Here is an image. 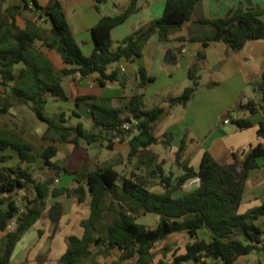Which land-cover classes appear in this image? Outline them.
Returning a JSON list of instances; mask_svg holds the SVG:
<instances>
[{
    "label": "trees",
    "instance_id": "trees-1",
    "mask_svg": "<svg viewBox=\"0 0 264 264\" xmlns=\"http://www.w3.org/2000/svg\"><path fill=\"white\" fill-rule=\"evenodd\" d=\"M97 8L108 0H95ZM204 0H165L163 14L136 28L132 34L113 47L112 29L123 23L138 9V0H131L129 6L118 15H104L92 28L95 48L90 55L83 52L68 22L60 0H49L46 5L38 0H22L11 4L7 14H0V118L16 106L31 105L36 116L46 124L41 138L46 141L38 146L22 131L14 128H0V162L13 156L3 151L12 149L18 156L13 165L0 166V264H10L14 249L23 233L42 216L50 196L67 194L76 197L80 203L89 197L90 213L82 220L83 233L68 237L66 251L59 258V264H99L96 248L101 253L122 254L112 264H235L243 256L256 250H264V217L262 204L240 212L244 200L246 182L250 172L259 167V158L264 157V141L251 145L246 151H233L227 162L216 159L205 151L198 168L184 159L187 140L176 153L175 161L182 168L181 174L172 169L167 171L164 163H157L152 170L159 178L161 190L151 186V178L144 173L122 174L115 163H105L95 169L87 164L71 168L67 163L55 160L59 148L57 143H68L77 149L83 142L87 145L108 143L113 147L120 135H129L128 158L139 156L150 145L162 142L155 134L159 121L169 109L162 105L145 107L143 91L118 98L86 95L78 96L76 104L90 101L91 129L83 121L71 124L70 120L80 114L61 111L47 114L50 98L67 99L63 77L74 71L83 76L100 73V81H118L125 86L120 68L108 72L110 65L122 59L134 60L142 55L143 48L152 35L168 40L174 31L186 22L194 20L195 9ZM29 11L25 27L17 23V16ZM264 7L245 6L240 2L225 16L208 18L200 16L195 22L208 27L202 32H192L181 39L200 40L197 61L206 58L205 48L212 40L227 43L235 51L256 39H264ZM43 48L59 52L65 63L73 68L57 70ZM188 76L193 85L188 86L177 97L169 99V105L186 106L199 86L198 68L192 66ZM139 87L145 88L155 77L146 68H139ZM255 89L264 95V73L252 80ZM262 107L253 98L240 103L247 113H256ZM228 117L245 129L252 126L248 117ZM258 133L264 139V120ZM169 144L170 135L166 134ZM40 162L42 169H50L53 175L38 180L31 165ZM64 172L77 173V186L59 187ZM198 176L201 185L191 192H181L184 183ZM31 189L33 198L20 197L21 191ZM114 219L109 220V212ZM155 213V226L139 221L141 214ZM12 219L14 228L7 230ZM202 228L210 230L209 238L200 237ZM185 232L189 241L185 251L174 253L171 260L157 256L156 245L172 234ZM170 248H165L169 251ZM259 264H264L261 261Z\"/></svg>",
    "mask_w": 264,
    "mask_h": 264
},
{
    "label": "crops",
    "instance_id": "crops-1",
    "mask_svg": "<svg viewBox=\"0 0 264 264\" xmlns=\"http://www.w3.org/2000/svg\"><path fill=\"white\" fill-rule=\"evenodd\" d=\"M3 1L6 2V8L8 5L20 4L22 2V0ZM38 1L43 5L49 2V0ZM60 1L64 7L74 35L79 41L83 52L87 55H90L95 48L92 28L99 22L101 17L104 15H118L122 13L131 2V0H114V9H110L104 13L101 5L99 6L100 8H97L95 0ZM240 2H243L245 6H249L251 3L252 5L264 7V0H204L202 4L195 9L193 18L196 20L200 16H206L208 18L225 16L238 6ZM137 5L138 9L136 11L131 13L123 23L112 29L111 35L114 40V48H117L118 42L132 34L136 28L160 17L164 12L165 0H138ZM29 16H31L29 11H25L23 14L18 15L16 18L17 23L21 27H25L26 18ZM262 19L264 20V15ZM194 20L186 22L180 29L174 31L169 40L160 39L157 33L152 35L145 44L142 55L136 59L127 60L124 58L120 60V62L110 65L108 72L119 67L121 72L125 73V78H123L125 86H122L118 81L105 80L102 82L98 80L97 78L101 77L100 73L83 76L79 71H74L63 77L62 83L68 98L65 100H55L61 103V105H68V109L71 112L76 110L80 114V117L74 116L77 118V122L86 119L92 126L90 101H82L81 104L77 106L76 98L78 96L95 95L112 97L114 98V103L117 104L119 97L141 92V88L138 84L140 79L139 68L141 66L146 68L149 75L155 77L149 85L156 82L159 76L163 74L170 76L169 78L171 81L176 79V74L185 75L192 65H194L199 50L203 46V42L200 40L181 38L188 37L191 34V28L195 29V32H198V30L202 32L209 29L208 27L198 24ZM43 50L52 60L55 69L73 68L72 65L64 62L61 54L56 50L47 48H43ZM169 52H171V56L168 55ZM169 58L170 60H167ZM206 59L210 66L218 64L217 69L225 72L224 75L220 77V86H218L221 87L222 90L221 92H213L211 96L206 98L200 97L196 102L192 100V102L184 106L182 110H176L174 107L169 110L166 115L167 117L165 119L163 118L155 128V134L162 139V142L152 144L145 150L153 153L151 158H153L155 165L167 161L165 157H161L164 146H166L163 142L167 140L166 134H169L171 137L168 147L171 149L174 160L184 138L187 140L184 159H188L190 165L195 168L199 167L205 151H209L216 159L227 162L233 151H246L251 145H256L264 141L263 137L258 133L260 123L264 120V95L250 84L252 80L264 73V39L251 40L240 51H235L225 42L212 40L206 47ZM165 63H173V66L165 65ZM250 98L259 101L262 105L260 110L256 113H247L240 108V103H245ZM51 101L52 98L49 99L48 103ZM211 110H213V112L209 115V111ZM233 110H235V113H233L234 118L243 116L248 117L252 121V126L245 129H240L238 127L234 129L231 126V123L234 121L232 117H228ZM208 116L209 118L206 119ZM226 118H230L229 123H225ZM221 119L222 121L224 120V123L221 126H216V123L219 122L218 120ZM129 139V135H120V138L115 139L113 145L114 151L120 149L122 153L125 154V158H128L130 150ZM44 143H46V141H44ZM40 145H42V143ZM57 146L59 148L58 156L61 152L60 143H57ZM72 150L73 149H70L67 157L65 156V158L61 160L62 163H67L71 168H76L82 164L88 165L86 159L82 156L78 161H72ZM56 157L55 160H57ZM122 157H117L116 159L123 161L125 158ZM138 157L139 156L129 160L136 161ZM109 162L117 165L116 160H111ZM137 163L134 165L133 169L140 167L141 164ZM259 164V167L250 172L247 179L246 191L244 200L240 206V212H245L250 208L262 204L264 201V157L259 158ZM164 168L166 169L165 166ZM133 172L137 171L133 170L125 175L130 176ZM200 185V177L195 176L189 178L184 183L181 192L194 191ZM244 206H247L248 209L242 211L241 209ZM202 231H207L208 235H205V233L201 234ZM75 234L81 235L79 233ZM199 234L200 237L209 238L210 230L208 228H202ZM67 245L68 244L63 246V248L61 244H55V246L58 247L55 251L61 252L59 258L66 251ZM244 257L245 256L235 264L241 263Z\"/></svg>",
    "mask_w": 264,
    "mask_h": 264
},
{
    "label": "rangeland",
    "instance_id": "rangeland-1",
    "mask_svg": "<svg viewBox=\"0 0 264 264\" xmlns=\"http://www.w3.org/2000/svg\"><path fill=\"white\" fill-rule=\"evenodd\" d=\"M5 5L6 2L0 0V14H2L3 16L7 14ZM100 5L102 6L104 13H106L110 9H114V0H108L107 2L101 3ZM190 32L194 33L195 29L191 28ZM207 61L208 60L206 58L204 60L197 61L196 57V61L194 65H192L198 68L200 80L199 86L197 87L193 98L189 101L188 104H190L192 100H195L196 102V100H198V98L200 97L206 98L211 96L213 92H221L222 90V88L218 86H220V77L224 75L225 72L223 70L220 71L217 69L218 64L215 66H210ZM165 65L173 66V63H165ZM121 76L122 78H125V73L121 72ZM169 77L170 76L163 74L162 76H159L156 82L152 83L151 85L148 84L149 86L140 89L145 93V107L162 105L167 107L169 110L173 107L176 108V110H182L184 108V105L182 104L170 106L169 99L179 96L186 87L193 85V81L188 76V72L183 76L176 74V79H174L173 81H171ZM250 84L254 87L252 83ZM68 108V105H61V103L57 102L55 98H52V101L47 104L46 113L51 115L54 113H59L63 110L71 113ZM209 112L210 115L212 114L213 110ZM166 117L167 116L165 115L163 118L165 119ZM207 118H209V116L206 117V119ZM83 121L85 123V126L91 129V123L86 119ZM218 121L219 122L216 123V126H221L224 123V120L222 121V119ZM76 122L77 118L75 117L70 120L71 124ZM231 126L234 129L238 127L235 122H232ZM0 128H14L18 131H22L28 139L33 141L38 146H40L41 143H44L41 135L46 128V124L36 116L35 112L32 110L31 105H21L12 108L9 113L3 115L2 118H0ZM165 145L166 146H164V151L161 157H165L167 161L163 162V165L166 167L167 171H170L172 169L176 174H181L183 170L173 159L171 149L168 147L169 144ZM60 146L61 152L56 157L59 162H61V160H63L65 156L67 157L70 149H73V159L71 158L72 161H78V159H81L80 157L82 156L86 159L88 167L90 169H95L105 163H108L111 160H116V167L122 174L129 173L133 170L137 171L138 173H144L151 178V186L153 187V189H162V186L159 183V178L153 177L152 170L155 167V164L153 158H151V155L153 153H150L149 151H143V153L139 155L137 160L133 161L129 160V158H125V154L122 153L120 149H116L114 151V146L108 147L107 142H104L103 144L93 145H87L85 142H83L77 149L70 147L67 143H60ZM2 153L11 154L13 157L7 161L0 162V166L3 164L13 165L17 163L18 156L12 149H7ZM122 156L125 158L123 159V161H119L116 159L117 157ZM136 163L141 165L139 168L133 169ZM31 170H33L34 175L38 180H44L54 174V172L50 169H42L40 167L39 161L31 165ZM69 186L71 188L77 186L75 179L71 181ZM33 196L34 193L30 188L26 192H20V197H24L27 200L33 198ZM55 205L62 207L61 217L58 222H53L49 216V210ZM246 209H248V207L244 206L241 210L244 211ZM89 211V197H87L85 202L79 203L75 197H70L67 194H62L57 197L50 196L48 198L47 206L42 216L37 220L36 223H34L23 233L21 239L18 241L14 249L10 264H59V255L61 252L59 253V251H55V249L58 248L57 246H55V244H61L63 247L68 244V237L71 234H81L83 230L81 222L88 217ZM109 214V220L111 221L114 219L115 215L112 211L109 212ZM139 221L155 226L158 222V216L155 213H148L145 215L141 214V216L139 217ZM257 222L259 224H263L264 217L258 219ZM204 233L205 235H208L207 231H202L201 234ZM189 239L190 238L187 233L180 232L172 234L166 240L159 242L156 245L155 249L157 252L155 261L162 257L166 260H171L174 253L184 252L185 245L189 241ZM168 247L170 248V250L166 253L165 248ZM95 251L99 264H112L113 261L119 259L122 254L121 251H117L111 255H104L103 253H101V248H96ZM261 261H264L263 249L256 250L253 253L245 255L244 259L239 264H259ZM131 262L132 261H126V264H129ZM186 264L196 263L188 262Z\"/></svg>",
    "mask_w": 264,
    "mask_h": 264
},
{
    "label": "water",
    "instance_id": "water-1",
    "mask_svg": "<svg viewBox=\"0 0 264 264\" xmlns=\"http://www.w3.org/2000/svg\"><path fill=\"white\" fill-rule=\"evenodd\" d=\"M168 55L171 56V52H169ZM167 60H170V58ZM76 176H77V173H75V172L74 173H69V172L62 173V175L59 179L58 186L63 187V186L69 185L71 183V181L76 178ZM61 213H62L61 207L57 206V205L53 206L49 210V216L53 222H58L60 220Z\"/></svg>",
    "mask_w": 264,
    "mask_h": 264
},
{
    "label": "built area",
    "instance_id": "built-area-1",
    "mask_svg": "<svg viewBox=\"0 0 264 264\" xmlns=\"http://www.w3.org/2000/svg\"><path fill=\"white\" fill-rule=\"evenodd\" d=\"M229 122H230V118H226L225 119V123H229ZM15 224H16V220L12 219L10 221V223L8 224V226H7V230H10V229L14 228Z\"/></svg>",
    "mask_w": 264,
    "mask_h": 264
}]
</instances>
